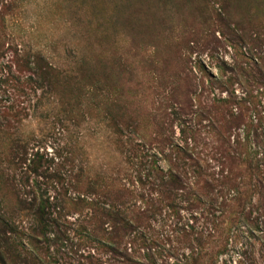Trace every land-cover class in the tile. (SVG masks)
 <instances>
[{
  "label": "rangeland",
  "instance_id": "374dc122",
  "mask_svg": "<svg viewBox=\"0 0 264 264\" xmlns=\"http://www.w3.org/2000/svg\"><path fill=\"white\" fill-rule=\"evenodd\" d=\"M164 139L199 167L150 213ZM0 264H264V0H0Z\"/></svg>",
  "mask_w": 264,
  "mask_h": 264
},
{
  "label": "trees",
  "instance_id": "16d2710c",
  "mask_svg": "<svg viewBox=\"0 0 264 264\" xmlns=\"http://www.w3.org/2000/svg\"><path fill=\"white\" fill-rule=\"evenodd\" d=\"M164 140H165V145L167 146L169 145L172 148V150H174L173 153L169 151L170 152L169 154H173L174 160H172L171 158L170 159L167 158V162L169 163L168 167L164 169L156 165L157 154L153 152L149 153L146 149H144L143 145L138 144V143L135 145V143L133 142L135 146H131V148H129V150L132 152V155L127 156L129 160L128 162L129 163L132 162V164L134 165L133 173L128 174L130 176L131 184L129 185H131V187L127 186L124 182H122V185L120 187L121 190L125 192V194L130 195V196H134L135 194H137L139 192L137 191L138 188L140 189L141 195H144L145 193V195L148 197V200L152 208L151 209L152 212L150 213H153L157 209L156 208L157 203H162L165 200L171 201L172 195H174V188H176L175 187L176 184H182V182L187 183V185L190 184L189 177L184 178L182 173H184L187 170L185 168H189L192 166L190 164L191 162L195 163L194 165L199 167V164H198L199 157L196 156L197 152L190 150L188 148H184L180 144L178 145L174 142L172 143L169 139H164ZM161 155L162 157H165V158L168 156V154H165L164 152H162ZM178 159L180 160L181 165L185 167L181 166L178 169L176 165V160ZM32 164H33V161H32ZM183 169L185 170L182 171ZM193 170H195V168H193ZM200 174L201 173H198L195 175L199 176ZM74 181L77 185V181L75 180V178H74ZM51 183L53 184V182ZM99 185L100 187H103V185L101 184ZM99 185L97 187H99ZM89 187L91 191H93L92 192L93 194L98 192L97 189L92 190L93 188L91 184L89 185ZM105 187H107V184H105ZM105 187L104 189L102 188L101 190V192L104 193V197L107 196V189H105ZM154 187H157V188H154ZM188 187H190V185H188ZM156 189L158 190V192L157 193L153 192ZM33 192L35 195H33L31 202L32 200H37L36 195H38V201H39L36 207L34 206L31 209V212H32L31 215L33 216L34 224H35V227L37 228L35 231L39 232L40 229L41 231L44 230L42 227L59 226V223L57 222V220L52 218L50 212H47L49 205L46 204L47 202L44 197L46 193L44 192V190L40 191L39 184H36V185L34 184ZM24 202L30 205V201L28 203L27 201L24 200ZM126 202L127 201H122L117 206H115V204H112L113 207L107 211H105L104 209V211L108 213V218L113 217L115 220L119 218L122 226H128L129 224L127 222L130 220L129 214L131 213V208H129L130 205L127 204ZM95 204H97V202H95ZM133 216H135L134 211L132 212V217ZM10 217L11 215L9 216V222L12 221ZM9 222L8 224H10ZM11 225H15V224L11 223ZM114 228H117V227H114Z\"/></svg>",
  "mask_w": 264,
  "mask_h": 264
}]
</instances>
